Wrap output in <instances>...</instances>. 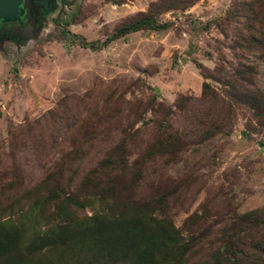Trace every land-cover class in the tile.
I'll use <instances>...</instances> for the list:
<instances>
[{"label": "rangeland", "instance_id": "obj_1", "mask_svg": "<svg viewBox=\"0 0 264 264\" xmlns=\"http://www.w3.org/2000/svg\"><path fill=\"white\" fill-rule=\"evenodd\" d=\"M155 1L63 0L39 14L25 40L0 36V218L16 220L36 201L42 222L54 224L102 214L112 202L159 200L156 217L193 243L172 264H227L229 245L238 264H250L264 222L240 218L264 215V111L242 99H264V48L241 44L248 28L235 11L250 4L262 16L264 0H178L155 16L165 29L109 39ZM203 82L223 105L202 102ZM166 120L181 138L173 160L143 158ZM208 121L218 122L214 133L200 124ZM122 138V164L101 171L111 190L92 194L82 183ZM53 186L59 201L44 200Z\"/></svg>", "mask_w": 264, "mask_h": 264}, {"label": "trees", "instance_id": "obj_2", "mask_svg": "<svg viewBox=\"0 0 264 264\" xmlns=\"http://www.w3.org/2000/svg\"><path fill=\"white\" fill-rule=\"evenodd\" d=\"M191 1L186 0L182 7H187ZM239 5L237 16L246 20L247 35H239L241 44H256L264 48V39L259 38L264 27V14L259 16V10H252L248 5ZM171 8H178V0H157L151 2L148 10L139 12L123 24L118 26L109 39L141 29H165L167 25L160 23L156 15ZM232 16V15H231ZM247 37V38H246ZM80 43L83 47L95 48L94 43L84 39ZM109 41V40H106ZM106 43V42H105ZM246 70H237V76L246 77ZM203 75L205 73L203 72ZM206 76H209L208 74ZM202 102L209 100L225 101L218 91L210 88L209 83H202ZM242 101H246L254 113L264 111V99L259 94L250 92L245 94ZM226 102V115L232 111ZM215 121L201 122L207 126L208 133H214ZM139 130L135 131L138 132ZM127 138L115 143L109 154L99 162V170L92 175V181L87 178L82 184L90 189L92 194L104 195L111 190L110 182L105 178L107 172L102 169L122 164L126 155ZM178 143H181L180 133L176 134L169 121H159L156 133L148 141L147 149L142 155L145 159L168 157L173 160ZM136 145V143H135ZM117 163V164H116ZM59 196V197H58ZM44 200L59 201L61 193L57 186L48 189ZM106 197V196H105ZM42 203L36 201L18 219L0 218V264H172L173 255L186 246H191L186 240L181 242L174 226L156 217L160 209L159 200L135 201L123 204L112 202L111 208L102 214L85 219H61L57 223H46L41 219ZM116 208H120L118 211ZM241 222H251L257 226L264 222V215L251 211L241 216ZM235 237V236H234ZM235 243V242H234ZM191 244V245H190ZM253 262L263 264L261 255L264 254V240L257 241L254 246ZM231 245L227 247V264H238L242 259L233 258L236 254ZM224 263V262H222Z\"/></svg>", "mask_w": 264, "mask_h": 264}, {"label": "flooded vegetation", "instance_id": "obj_3", "mask_svg": "<svg viewBox=\"0 0 264 264\" xmlns=\"http://www.w3.org/2000/svg\"><path fill=\"white\" fill-rule=\"evenodd\" d=\"M41 1L39 5H35ZM63 0H27L28 8L19 15V20L0 22V36L12 34L18 41H23L37 27V18L40 13H48L56 9L57 3ZM53 8H51V4ZM3 43L2 38L0 37Z\"/></svg>", "mask_w": 264, "mask_h": 264}, {"label": "water", "instance_id": "obj_4", "mask_svg": "<svg viewBox=\"0 0 264 264\" xmlns=\"http://www.w3.org/2000/svg\"><path fill=\"white\" fill-rule=\"evenodd\" d=\"M41 1L35 5H39ZM52 3L51 8H53ZM28 8L27 0H0V22L19 20V15ZM2 45L0 39V46Z\"/></svg>", "mask_w": 264, "mask_h": 264}]
</instances>
